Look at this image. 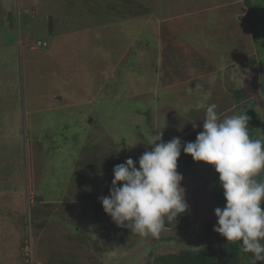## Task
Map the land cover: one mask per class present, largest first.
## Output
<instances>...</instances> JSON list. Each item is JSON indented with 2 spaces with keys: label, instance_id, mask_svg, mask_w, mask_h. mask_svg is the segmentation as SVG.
<instances>
[{
  "label": "rangeland",
  "instance_id": "obj_1",
  "mask_svg": "<svg viewBox=\"0 0 264 264\" xmlns=\"http://www.w3.org/2000/svg\"><path fill=\"white\" fill-rule=\"evenodd\" d=\"M130 2L0 0V264H147L228 242L213 231L217 172L183 150L189 227L105 238L111 158L138 162L158 135L194 141L210 104L252 112L264 140L263 36L243 0ZM251 3L262 31L264 0Z\"/></svg>",
  "mask_w": 264,
  "mask_h": 264
},
{
  "label": "clouds",
  "instance_id": "obj_2",
  "mask_svg": "<svg viewBox=\"0 0 264 264\" xmlns=\"http://www.w3.org/2000/svg\"><path fill=\"white\" fill-rule=\"evenodd\" d=\"M216 107L207 106L203 130L194 141L182 144L174 137L163 142L158 135L151 150L139 157V167L131 158L115 165L109 195L98 199L117 227L158 238L166 223L172 224L189 208L181 186L183 175L177 171L183 150L219 174L226 203L214 209L213 231L228 242L242 241L243 252L257 264L264 262V180L257 179L264 172V140L252 138L246 113L220 119Z\"/></svg>",
  "mask_w": 264,
  "mask_h": 264
},
{
  "label": "trees",
  "instance_id": "obj_3",
  "mask_svg": "<svg viewBox=\"0 0 264 264\" xmlns=\"http://www.w3.org/2000/svg\"><path fill=\"white\" fill-rule=\"evenodd\" d=\"M110 0H105V3L108 4ZM131 1V0H130ZM129 0H125L126 4H132ZM138 4V3H137ZM243 4L246 7V14L245 19L248 23L250 32L252 34V37L255 41H257V36H263V43H264V26L262 31H258L256 29L255 24V7L252 5L251 0H243ZM140 7V6H139ZM113 8H115L113 10ZM142 8V7H141ZM118 9L120 7L118 6ZM117 7L110 6V8L107 10L109 12H113L116 14L122 13L118 11ZM139 10V9H138ZM145 14V10L143 8V11ZM245 92L246 90H235L234 95L237 99L245 98ZM250 104L247 105L249 107ZM247 116L249 117V124L248 128H254L255 125L254 120V114L252 112L247 113ZM126 160L123 158L115 159L111 158L107 161L108 163V172L111 174V178L113 180V168L117 164L124 163ZM135 162V161H134ZM137 167H139L137 162ZM258 180H264V172H261L260 175L257 177ZM214 195L217 199V201L224 206L226 201L223 196V189L219 184V174L216 173V176L214 177ZM264 204L261 203L262 209ZM101 209H97V212H100ZM188 212L186 211L184 214H181L178 216V218L181 219V221L184 223L185 227H189V223L187 221ZM105 218L107 219V224L105 227V238L109 239L113 242L115 245L121 244L122 241H127L128 235L132 234L129 229L127 228H120L117 227V225L112 221L111 217L105 213ZM115 232V234H113ZM113 234V235H112ZM148 238V237H146ZM240 242L232 243V242H226V243H220L218 245L214 244H208L204 247L198 248V249H181L177 252L173 253H166L162 255L154 256L153 262L147 263V264H246L244 263V260H249L252 264V255L250 253L243 252L242 248L240 247ZM262 262V261H261ZM264 264V262H262Z\"/></svg>",
  "mask_w": 264,
  "mask_h": 264
},
{
  "label": "water",
  "instance_id": "obj_4",
  "mask_svg": "<svg viewBox=\"0 0 264 264\" xmlns=\"http://www.w3.org/2000/svg\"><path fill=\"white\" fill-rule=\"evenodd\" d=\"M7 24L9 27L12 26V21H11V12L8 13V16H7ZM53 27V24H52V18L51 17H48V28H49V31H51ZM242 244V241L240 242ZM257 264H262L261 261H257Z\"/></svg>",
  "mask_w": 264,
  "mask_h": 264
}]
</instances>
